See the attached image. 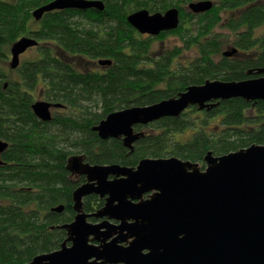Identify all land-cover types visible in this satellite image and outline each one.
I'll list each match as a JSON object with an SVG mask.
<instances>
[{"label":"trees","instance_id":"1","mask_svg":"<svg viewBox=\"0 0 264 264\" xmlns=\"http://www.w3.org/2000/svg\"><path fill=\"white\" fill-rule=\"evenodd\" d=\"M102 1L104 11L54 10L36 21L33 11L52 0H0V138L10 142L0 164V264H25L62 246L68 233L58 225L73 221V193L87 181L67 169L73 154L92 164L130 167L146 157L178 156L204 169L210 150L224 155L264 144V101L242 98L152 122L132 153L122 139L104 140L93 130L110 112L151 105L191 84L251 78L249 69L264 68V34L256 35L264 24V0H214L212 9L198 14L184 5L200 0ZM170 7L180 8L181 23L158 36H144L127 21L138 9L155 13ZM240 8L245 9L240 16L236 12L224 21L226 10ZM168 34L181 43L161 54L153 50ZM24 35L40 44L10 81L11 46ZM228 44L239 53L223 56ZM190 50L196 56L187 59L183 55ZM107 58L113 64L86 72L72 63ZM40 95L64 103L67 113L42 121L32 109ZM187 129L194 132L191 137L177 138ZM83 200L88 212L105 202L95 194ZM62 204L63 213L52 211Z\"/></svg>","mask_w":264,"mask_h":264},{"label":"water","instance_id":"2","mask_svg":"<svg viewBox=\"0 0 264 264\" xmlns=\"http://www.w3.org/2000/svg\"><path fill=\"white\" fill-rule=\"evenodd\" d=\"M195 14L214 7L213 0L188 4ZM96 9L104 11L102 0H52L33 11L36 21L54 10ZM127 21L140 33L158 36L178 29L180 8L166 12L138 9ZM40 44L35 36H22L11 46V69L21 56ZM239 53L238 47L223 56ZM99 64H113L110 58ZM254 78L227 81L208 79L191 84L176 96L151 105L130 106L110 112L93 126L104 140L122 139L134 143L146 136L147 126L164 117L179 118L196 106L211 109L224 100L242 98L264 101V68H253ZM5 86H8L6 82ZM60 102L37 99L32 104L36 117L52 121ZM10 142L0 138V164ZM201 163L178 156L143 158L136 166L92 164L84 155L69 157L67 169L87 179L73 193V221L58 225L68 233L62 246L37 254L25 264H264V144H253L224 155L208 151ZM105 199L94 212L84 209V198ZM64 204L52 211L63 213ZM96 219L91 221V219Z\"/></svg>","mask_w":264,"mask_h":264},{"label":"rangeland","instance_id":"3","mask_svg":"<svg viewBox=\"0 0 264 264\" xmlns=\"http://www.w3.org/2000/svg\"><path fill=\"white\" fill-rule=\"evenodd\" d=\"M184 7H185L186 11L190 10L188 5H184ZM227 15H229V16L232 15L233 17H237L238 16V15H236V12H233V13L229 12V13H227ZM222 30L227 32V30H225V29H222ZM262 34H264V24H262L260 27H258L256 29V35H262ZM179 43H181L180 39H177L175 36H172V35L168 34V36H166L164 38H158V40L155 41V43L153 45V50H156V52L159 51V53L161 54V52H163V50H167L169 48H172L175 45H179ZM231 46L230 45L229 46H225L224 50L230 49ZM36 47H33L30 50H28L25 53H23V55L21 56V58H22L21 64L25 60L34 59V56L36 54ZM183 56L186 57L187 59H190V57H193V56L195 57L196 53H194L192 50H190V51H186ZM72 63L75 65V67H77L80 70H86L88 68L92 69V70H97L100 66H103L101 68L106 67V66H104L102 64H100V66H99V64L93 66L91 63L82 61L80 59H76V60L72 61ZM96 63H97V60H96ZM9 68H10V66H9ZM11 70H12V72H11L10 78L8 79L10 81L13 80L14 77L18 76L17 72H16L17 69H14V70L11 69ZM36 99H45V98H43L42 96H36ZM53 112H54L53 114H56V115H64V114L67 113V111L62 110V109L53 110ZM148 126L149 125L143 126V128L139 129L138 131L145 130V132L147 133V132H149L151 130V127H148ZM211 126H214V124H211ZM193 133L194 132L191 129H187V130L184 131L183 135H177V138H179L180 140H185V139L191 137Z\"/></svg>","mask_w":264,"mask_h":264},{"label":"flooded vegetation","instance_id":"4","mask_svg":"<svg viewBox=\"0 0 264 264\" xmlns=\"http://www.w3.org/2000/svg\"><path fill=\"white\" fill-rule=\"evenodd\" d=\"M213 1H214V0H213ZM214 4H215V1H214ZM243 11H245V9H243V8H240L239 10H236V11H235V10H226V11L224 12V13H226V15H224V16H225L224 21H225V22H228L227 16H229V15H227V13H229V12H231V13H233V12H237V14L240 16V14H241ZM194 14H195V13H194ZM143 35H144V36H147V35H149V34H143ZM38 40H39V39H38ZM39 42H40V41H39ZM229 45H230V44H228V46H229ZM231 45H232V46H231ZM231 45H230L231 48L234 47L233 44H231ZM235 47H237V46H235ZM231 48H230V49H231ZM29 50H30V49H29ZM98 60H99V59H98ZM98 60H97V63H96V60H94V61H87V62H88V63H91V64L94 66V65L99 64V63H98ZM21 62H22V61H21ZM23 63H24V62H23ZM23 63H22V64H23ZM22 64H21V65H22ZM21 65H20V66H21ZM99 66H100V64H99ZM101 67H103V66H100L98 69H104V68H105V67H104V68H101ZM88 69H89V68H88ZM90 70H92V69H90ZM82 71H85V72H86L87 69H86V70H82ZM255 76L257 77V76H259V75H258V74H257V75L253 74V75H251V78H254ZM40 96H41V95H40ZM42 97L44 98L43 95H42ZM57 102H60V101H57ZM57 102H56V103H57ZM60 103H62V102H60ZM62 104H63L64 106H63V107H59V108H57V109H62V110H65V111H66V110L68 109V107H67L64 103H62ZM57 109L55 108V109H53V110H57ZM191 109H192V108H189V109H187V111H188V110H191ZM53 113H54V112H53Z\"/></svg>","mask_w":264,"mask_h":264}]
</instances>
